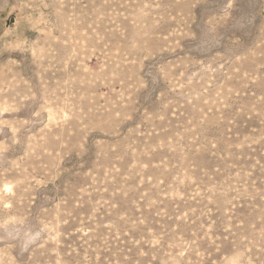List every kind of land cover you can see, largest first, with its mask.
Listing matches in <instances>:
<instances>
[{"label": "rangeland", "instance_id": "1", "mask_svg": "<svg viewBox=\"0 0 264 264\" xmlns=\"http://www.w3.org/2000/svg\"><path fill=\"white\" fill-rule=\"evenodd\" d=\"M0 264H264V0H0Z\"/></svg>", "mask_w": 264, "mask_h": 264}]
</instances>
